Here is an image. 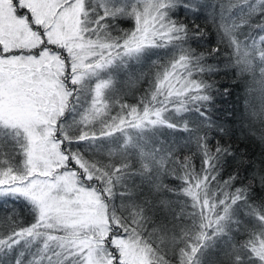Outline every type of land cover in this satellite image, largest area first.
Segmentation results:
<instances>
[{
    "label": "snow or ice",
    "instance_id": "1",
    "mask_svg": "<svg viewBox=\"0 0 264 264\" xmlns=\"http://www.w3.org/2000/svg\"><path fill=\"white\" fill-rule=\"evenodd\" d=\"M181 11L207 14L210 53ZM220 45L264 145V0H0V202L29 218L0 264H264V155L211 115Z\"/></svg>",
    "mask_w": 264,
    "mask_h": 264
},
{
    "label": "trees",
    "instance_id": "2",
    "mask_svg": "<svg viewBox=\"0 0 264 264\" xmlns=\"http://www.w3.org/2000/svg\"><path fill=\"white\" fill-rule=\"evenodd\" d=\"M182 23H185L189 28L190 37L193 36L199 29L204 31L202 37L197 36L190 39L189 43L198 52L208 54L214 47H217V33L212 23L207 19V14L201 12L199 14L185 13L181 11L178 17ZM130 27V25H125ZM221 47V54L219 57L208 56V63H219L220 71L209 77L210 82L214 84L213 88V103L211 107L212 118L219 124L224 125L227 129L231 130L233 135L225 137L224 142L230 143L238 153H244L249 159H254L259 162L262 155H264V145L258 139L252 136H247V133L241 135V113L244 111V80L248 79L239 78L236 76L235 69L226 68V58L223 54V45ZM155 69L151 66V62H146L142 67L135 70L134 78L138 77L140 73L148 74L154 72ZM148 87L147 78L139 80L136 86L132 84L127 86L128 94L124 97L125 101L129 104L136 103L139 97L144 93ZM259 133V126H257V134ZM176 138L182 143L187 138V133H177ZM169 139H172L170 136ZM194 150V145L191 146ZM180 157L184 155H191L187 149H183L179 153ZM199 166V160L195 161ZM231 169H229L230 171ZM21 204H8L5 205L0 202V232H7L12 223V216L16 215L18 220H27V213L24 212ZM243 237H240L242 239Z\"/></svg>",
    "mask_w": 264,
    "mask_h": 264
},
{
    "label": "rangeland",
    "instance_id": "3",
    "mask_svg": "<svg viewBox=\"0 0 264 264\" xmlns=\"http://www.w3.org/2000/svg\"><path fill=\"white\" fill-rule=\"evenodd\" d=\"M136 85H137V83H136V84H134V85L132 84V87H134V86H136ZM126 90H127V89H126Z\"/></svg>",
    "mask_w": 264,
    "mask_h": 264
}]
</instances>
